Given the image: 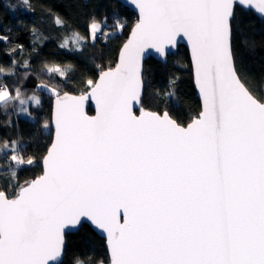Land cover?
I'll list each match as a JSON object with an SVG mask.
<instances>
[{
    "label": "snow or ice",
    "instance_id": "obj_1",
    "mask_svg": "<svg viewBox=\"0 0 264 264\" xmlns=\"http://www.w3.org/2000/svg\"><path fill=\"white\" fill-rule=\"evenodd\" d=\"M138 16L114 66L97 63L82 91L64 90L72 64L43 61L35 87L53 97L54 129L42 171L19 182L33 156L17 140H4L0 176V264H61L67 234L89 225L105 234L108 264H264V69L259 77L238 55L246 32L238 10L264 18V0H131ZM121 0L92 15L87 35L73 32L59 48L79 52L106 44L127 27ZM34 11L32 0H23ZM14 12L15 9H8ZM54 23L67 30L60 16ZM37 36V29H31ZM10 37L0 32V43ZM186 41L199 110L187 123L172 115L176 80L155 109L146 106L143 59L148 50L167 58ZM251 53L255 42L242 39ZM18 44L5 54L23 52ZM33 51H35V41ZM0 76L24 79L31 61ZM51 81H57L52 83ZM61 83L64 87H61ZM159 95V93L157 94ZM94 102L95 115L85 105ZM39 95L0 84V109L32 118ZM76 264H85L77 259ZM104 264V261H100Z\"/></svg>",
    "mask_w": 264,
    "mask_h": 264
},
{
    "label": "trees",
    "instance_id": "obj_2",
    "mask_svg": "<svg viewBox=\"0 0 264 264\" xmlns=\"http://www.w3.org/2000/svg\"><path fill=\"white\" fill-rule=\"evenodd\" d=\"M13 1L17 7L16 15L8 11L5 0H0V32L10 37L7 44L0 43V69L7 72L14 67L11 63L13 59L18 65L27 59L31 61L33 71L28 79H24V69L16 67L17 75H2L0 84H7L10 88L22 86V91L26 95L35 93L42 99L40 107H31L33 119L19 117L11 109L7 113L0 109V170L6 168L8 163L7 156H3L4 140H17L24 146L25 155L33 156L35 159L33 166L25 167L19 172V182L23 183L42 171V157L46 154L53 137L52 128L48 130L41 128L44 121H51L53 97L50 93L35 87L42 79L48 80L46 76L38 78L37 70L40 64L52 59L63 64H72L74 70L70 73V82L64 90L79 95L82 91V79L85 76L95 77L97 73L95 64L114 66L119 49L127 39L137 16L120 4L121 18L127 23L123 34L114 36L106 44L98 42L95 47L89 46L81 55L79 52L61 50L58 45L68 37L71 46L73 32L87 35V25L92 15L99 18L107 14L111 23L110 0H32L34 11L25 10L23 0ZM238 15L246 28L243 37L237 41L238 55L244 67L250 69L252 75L258 78L264 69V21L252 11L238 10ZM55 16L67 21V30L59 28L54 23ZM33 27L37 29V36H33L31 32ZM242 39L254 40L255 47L251 53L241 43ZM18 44L23 45V52L14 53L11 57L5 54ZM144 72L147 81V107L155 109L164 93L172 90L171 81L175 79L179 103L178 106L168 105L172 115L182 123H187L199 110L200 101L194 88L191 62L185 47H180L177 55H171L166 65L149 59L145 63ZM61 87H64L62 83ZM88 113L93 114V109L90 108ZM5 179L0 176V183ZM66 240L65 257L61 264H76L77 259L84 260L85 264H100V261L108 264L109 255L105 240L100 238L90 225L88 228H79L77 232L67 234Z\"/></svg>",
    "mask_w": 264,
    "mask_h": 264
},
{
    "label": "water",
    "instance_id": "obj_3",
    "mask_svg": "<svg viewBox=\"0 0 264 264\" xmlns=\"http://www.w3.org/2000/svg\"><path fill=\"white\" fill-rule=\"evenodd\" d=\"M121 5L124 6L125 8L129 9L130 11H132L133 13H135L136 16H138V13H137V10L135 8V6L131 3V0H121ZM253 13H255V15H257L258 17H260L263 21H264V18H262L258 13H256L254 10H252ZM180 47H185L189 53V50H188V47H187V44H186V41H183V40H180L177 47L174 48V49H170L169 50V53H168V56L167 58H162L159 56V54L155 53L154 50H148V52L145 53V56H144V59H143V68L145 66V63L146 61H148L149 59H154L160 63H162L163 65H166L168 63V60H169V57L171 55H177L178 54V51H179V48ZM189 58H190V54H189ZM190 62H191V59H190ZM194 83V82H193ZM194 88H195V91H196V94H197V97L199 98V101H200V97H199V93H198V90L194 84ZM73 95H77V94H73ZM52 106H53V103H52ZM92 108L93 109V114H89V109ZM85 111L88 115H95V105H94V102L92 101H89L88 103H86L85 105ZM53 130V135H54V129L52 128ZM92 227V226H91ZM92 229L95 231V233L102 239L105 240V234L102 233L101 231L99 230H96L95 228L92 227ZM79 230V228L77 229H73L71 231L68 232V234H72V233H75ZM107 248V247H106ZM108 252V250H107ZM64 257H65V252L62 254L60 260H61V263L63 262L64 260Z\"/></svg>",
    "mask_w": 264,
    "mask_h": 264
},
{
    "label": "rangeland",
    "instance_id": "obj_4",
    "mask_svg": "<svg viewBox=\"0 0 264 264\" xmlns=\"http://www.w3.org/2000/svg\"><path fill=\"white\" fill-rule=\"evenodd\" d=\"M5 4L6 6L9 8V9H15L14 12H11L13 14H15V12L17 11V7H16V4L14 3L13 0H5ZM16 15V14H15ZM1 77V76H0ZM42 90V89H40ZM39 90V91H40ZM33 94L31 95H27V96H32ZM38 95V94H37ZM29 110L31 111V107L29 108ZM19 117H22V118H27V119H33V115H32V118L26 116V115H19ZM3 156H7L6 153H5V150H3ZM6 178V177H5Z\"/></svg>",
    "mask_w": 264,
    "mask_h": 264
}]
</instances>
